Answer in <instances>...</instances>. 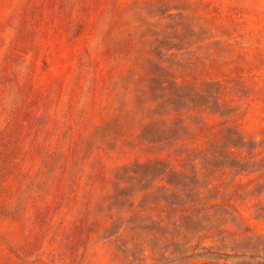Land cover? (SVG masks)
Wrapping results in <instances>:
<instances>
[{
    "label": "rangeland",
    "instance_id": "374dc122",
    "mask_svg": "<svg viewBox=\"0 0 264 264\" xmlns=\"http://www.w3.org/2000/svg\"><path fill=\"white\" fill-rule=\"evenodd\" d=\"M0 264H264V0H0Z\"/></svg>",
    "mask_w": 264,
    "mask_h": 264
}]
</instances>
